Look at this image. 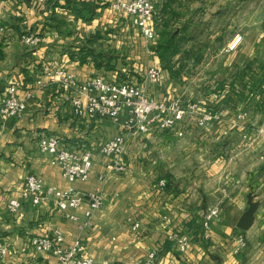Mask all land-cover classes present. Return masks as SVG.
Instances as JSON below:
<instances>
[{
	"label": "crops",
	"instance_id": "obj_1",
	"mask_svg": "<svg viewBox=\"0 0 264 264\" xmlns=\"http://www.w3.org/2000/svg\"><path fill=\"white\" fill-rule=\"evenodd\" d=\"M68 1L0 0V95L14 83L27 103L21 118H0V239L10 247L0 264H60L53 252L37 251L30 244L33 236L54 228L63 232V246L82 237L96 264H264V133L258 130L264 126V8L257 7V0H158V31L169 21L178 37L190 43L164 66L158 52L144 44L139 29L112 8V0H85L95 8L91 19L88 10L80 13ZM259 14L260 26L255 23ZM195 28L204 31L192 33ZM239 31L244 40L228 49ZM29 32L40 34L42 42L26 44L23 36ZM205 39L208 45L200 43ZM130 51L133 63L122 58L128 53L130 59ZM149 57L144 77L121 79L131 70L139 72ZM149 66L162 67L163 77L146 80ZM60 68L80 81L105 75L146 84L156 99L186 96L205 105L221 102L229 107L230 120L199 126L187 116L172 129L131 133L120 157L125 170H110L107 165L117 156L95 149L89 178L70 182L61 165L41 151V135L58 134L66 146L82 152L115 136L121 123L77 116L68 87L36 83L39 73L49 80ZM239 111L247 116L236 125ZM27 174L39 176L45 186L103 191L104 203L94 210L93 225L82 227L88 204L68 209L78 216L74 219L52 198L38 205L24 202L11 212L8 201L19 195ZM163 177L166 186L159 184ZM251 201L258 205L255 219L243 230L238 221ZM217 203L221 213L206 236L204 216ZM135 221L140 222L137 229ZM177 230L191 236L185 251L170 237ZM240 231L248 247L238 253Z\"/></svg>",
	"mask_w": 264,
	"mask_h": 264
},
{
	"label": "built area",
	"instance_id": "obj_2",
	"mask_svg": "<svg viewBox=\"0 0 264 264\" xmlns=\"http://www.w3.org/2000/svg\"><path fill=\"white\" fill-rule=\"evenodd\" d=\"M35 1L48 2L49 0ZM157 2L158 0H112L110 3L112 8L125 15L139 29L150 50L158 44L160 38L157 29ZM242 37L241 33H237L229 42L228 49L236 48ZM42 40V36L35 32L25 33L23 36L26 44L38 45ZM146 74V80H160L164 75V69L160 66H149ZM56 75L55 78L45 80L44 74L39 73L36 83L41 87H47L53 82H59L68 87L69 99L77 116L92 120L108 118L113 123H121V129L115 136L98 142L82 152L66 146L58 134L41 135L39 143L41 151L50 155L51 162L61 165L64 177L70 182L89 178L93 168L95 149L103 154L117 156L118 160L107 165L110 170H125L126 165L120 157L126 150L128 135L131 133L148 132L155 128L172 129L187 116H191L199 126L230 120L225 109L205 105L200 100H186L174 96L156 99L147 93L146 84L129 80L121 81L105 75H96L80 81L66 68L56 70ZM26 109V100L19 96L17 85L10 83L6 93L0 95V118L4 121L21 118ZM123 114L126 117L122 121ZM246 116V111H239L238 119L234 121V124L237 125L246 119ZM258 130L264 133V126ZM178 135L183 136L184 130H179ZM262 156L264 157V149ZM167 182L165 177L159 180L161 186H166ZM49 198H52L56 206L66 213L69 208L88 204L89 208L86 210V218L82 224L84 228L93 225V212L104 203L103 191L99 189L85 193L76 188L62 189L56 186H45L42 178L35 174H27L19 195L9 199L8 208L11 212H17L24 202L38 205ZM221 209L220 204L217 203L206 211L203 220L206 236L209 235L211 221L220 215ZM67 215L74 219L78 218L73 213H67ZM133 226L136 229L139 228L140 222L135 221ZM170 237L176 239L181 251L187 250L190 246L191 236L185 230H177ZM62 240L63 232L59 228H54L52 233L33 236L30 244L37 251L53 252L60 264H96L95 257L86 251L82 237H77L67 246H63ZM237 241L236 252L240 253L248 247V240L243 231L237 234ZM9 250V245L0 239V256H6ZM149 257L153 262L156 251L150 252ZM154 264H171V261L159 260Z\"/></svg>",
	"mask_w": 264,
	"mask_h": 264
},
{
	"label": "trees",
	"instance_id": "obj_3",
	"mask_svg": "<svg viewBox=\"0 0 264 264\" xmlns=\"http://www.w3.org/2000/svg\"><path fill=\"white\" fill-rule=\"evenodd\" d=\"M74 2V7L78 10V12L82 13L83 9L88 10L89 19L96 13L95 8L92 6V3L85 0H69L68 3L71 4ZM76 4H80L77 6ZM159 29V42L156 46L153 47L161 57L164 66H168L176 53L182 47L183 37H178V33L175 28L172 27L169 21L165 22ZM264 68V64L262 66ZM169 184V182H167Z\"/></svg>",
	"mask_w": 264,
	"mask_h": 264
},
{
	"label": "rangeland",
	"instance_id": "obj_4",
	"mask_svg": "<svg viewBox=\"0 0 264 264\" xmlns=\"http://www.w3.org/2000/svg\"><path fill=\"white\" fill-rule=\"evenodd\" d=\"M261 2V3H260ZM257 7L259 8V9H262V8H264V0H257ZM159 20V19H158ZM261 20H262V14H259L258 15V19L255 21V23L258 25V26H260V24H261ZM174 28V27H173ZM250 28H254V27H250ZM255 28H256V26H255ZM201 31H204V29H199V28H195V29H193L191 32L192 33H199V32H201ZM240 32V31H239ZM235 33H237V32H235ZM241 33V32H240ZM141 34V33H140ZM142 36V35H141ZM143 38V37H142ZM201 39V38H200ZM198 40V39H197ZM244 40V37H243V39H242V41ZM143 41H144V38H143ZM187 41V39H185V40H183L182 41V45H184V43H187L186 42ZM229 41V40H228ZM228 41L226 42V44H225V47H227V43H228ZM200 43H204V45H208V41L205 39L204 41H202V42H200ZM144 44H146L145 42H144ZM187 44H190L189 42L187 43ZM199 44V43H198ZM240 44V43H239ZM146 46H147V44H146ZM130 50V48L129 47H126V50L129 52V50ZM138 51H140V49H137L136 50V52H137V55H139V52ZM126 52V51H125ZM130 54H131V58L129 59V57H127V56H129L128 55V53H126V55H124L122 58H126V60H129L131 63H133V61L132 60H134L133 58V56H135L131 51H130ZM151 59V57H149V59L147 60V62H145L144 64H143V66H142V68L141 69H139V72H136V71H134V70H131V72H130V74H128L127 73V75L124 73L123 75L121 74V79H130V80H132V79H134V78H137V77H141V76H143L144 77V71H145V67H146V65H148L149 63H150V60ZM175 59V57L173 58V60ZM141 60V59H140ZM126 63H128V61L126 62ZM141 66V65H140ZM253 70H255V69H253ZM129 71V70H128ZM256 71V70H255ZM173 72H177L176 71V69H173ZM188 74H191V72H190V70H188ZM220 87V86H219ZM224 86H222V88H223ZM183 99H186V100H195L194 98H190V97H186V96H181ZM229 101H226V102H224L225 104H228V105H230L229 103H228ZM235 103V102H234ZM220 104H221V102L219 103V106H217V107H219V108H222V109H228L229 107H226V108H224V107H222V106H220ZM208 105V104H207ZM232 109V108H231Z\"/></svg>",
	"mask_w": 264,
	"mask_h": 264
},
{
	"label": "water",
	"instance_id": "obj_5",
	"mask_svg": "<svg viewBox=\"0 0 264 264\" xmlns=\"http://www.w3.org/2000/svg\"><path fill=\"white\" fill-rule=\"evenodd\" d=\"M258 208V205L255 201H251L249 207L246 209V211L242 214L238 221V227L243 230H248L255 219L256 210Z\"/></svg>",
	"mask_w": 264,
	"mask_h": 264
}]
</instances>
